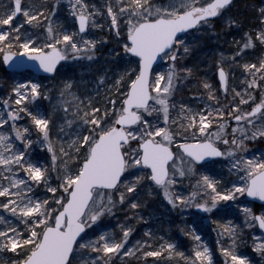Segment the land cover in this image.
<instances>
[{"label": "snow or ice", "instance_id": "1", "mask_svg": "<svg viewBox=\"0 0 264 264\" xmlns=\"http://www.w3.org/2000/svg\"><path fill=\"white\" fill-rule=\"evenodd\" d=\"M59 5L56 0V6L47 9L27 0H8L0 9L3 62L21 70L24 62L13 58L25 55L45 72L63 75L57 106L68 118L60 130L75 126L70 142L54 143L52 117L33 106L41 97H53L34 80L17 83L11 89L14 96L0 97V209L11 216L0 214V264H110L113 256L137 253L145 264L148 257L162 255L183 258L186 264H214L213 251L201 240L195 223L186 233L198 242L192 255L177 251L164 237L154 246L151 229L145 230L147 238L127 247L135 232L130 220L146 221L137 211L147 207L143 194L162 196L173 209L194 207L212 215L229 214L222 201L238 202L245 227L264 230V210L255 212L239 201L244 196L264 201V151H248L249 141L264 139V56L240 65L243 87L232 89L231 100L225 95L226 104H220L215 86L207 81L202 85L206 92L193 95H206L213 104L204 102L201 108L174 103L180 73L186 74L183 79L193 74L192 67H177L179 57L191 54L189 30L210 26L232 0H104L102 7L89 0H68L77 24L73 30L54 24ZM98 16H107L109 29L120 41L122 52L113 48L112 56L123 55L126 61L122 71L109 76L106 70L89 81L83 78L85 70L77 78L66 62H94L97 40L89 33L103 27ZM259 21L239 40L233 37V63L248 50L264 48V7ZM25 22L43 32L26 30ZM227 23L240 29L237 19L229 17ZM224 59L221 52L219 81L227 94ZM157 61H168L166 70H159ZM89 83L97 95L104 87L102 105L87 94ZM21 113L31 117L42 134L37 141L50 152L49 163L30 158L35 141L29 126L17 124ZM221 157L228 159L236 177L227 186L213 174ZM193 177L194 190L185 195L178 186ZM38 187L43 195H36ZM125 205L130 215L120 222L117 236L105 221ZM240 231L231 221L218 229L228 238L227 246L217 241L224 264H252L238 250ZM253 248L264 255V235L253 234Z\"/></svg>", "mask_w": 264, "mask_h": 264}, {"label": "rangeland", "instance_id": "2", "mask_svg": "<svg viewBox=\"0 0 264 264\" xmlns=\"http://www.w3.org/2000/svg\"><path fill=\"white\" fill-rule=\"evenodd\" d=\"M47 3L43 4V6L47 9H50L54 6H56V0H46ZM29 3V0H27ZM40 2V0H38ZM36 2V5L37 3ZM90 3L96 4L98 7H102L104 4V0H89ZM8 0H0V9H3L7 6ZM30 4V3H29ZM261 7H264V0H252L251 8L256 11V22L254 25L256 26L260 23L259 21V9ZM51 13H47L46 15H50ZM232 17L230 13L227 12L222 16L217 18L219 20L218 22L211 23L210 26H205L200 30L197 31H191L189 32L188 36V42L192 48L196 45H194V42L197 38H200L202 35V32L207 31L209 34L213 35V29L215 28V25L217 23H220L223 21L224 29L229 31H238L235 25L229 26L227 21L228 18ZM233 18V17H232ZM23 20V18H20ZM54 24L58 26H62L65 29L73 30L76 28L75 20L73 16L71 15V9L68 6V0H60V5L56 10L55 16L53 17ZM97 22L102 24V28H92L90 30V36L93 39L97 40V48H96V55L94 62H90L84 59L78 60L75 63L69 61L66 62V67L70 66L76 73L77 78L80 77L82 69L84 71L83 78L85 80L94 81L95 78L103 73L106 70L108 71V75L112 76L114 72L122 71L125 67V61L126 57L121 56V58H116L112 56V49L116 48L117 51L122 52V49L120 47V41L116 37L115 31L109 29V19L107 16H98ZM31 25H28L25 22V29L30 31ZM29 29H28V28ZM250 27V26H249ZM43 28H37L36 32L39 34L43 32L41 30ZM123 29V26H122ZM33 31V27L31 29ZM240 35V34H239ZM107 37V39H104ZM233 37H230V46H222L218 43H215L214 46L211 47V53L208 55L207 62L203 66L202 76L199 80L200 83H198L196 76H189L186 80H191L190 82L193 84H196L197 90L201 93L206 92V90L203 88V82L207 81L213 84L217 90L219 102L222 104H226L228 101L224 102L223 99V93L220 91L218 82L216 80V69L219 67L217 61L220 60V53L223 52L225 54L224 59V68L226 72L228 73V80H229V86L230 90L228 94H230V100L232 98L233 88H239L243 87L242 81H243V69L240 67L241 64H243L245 61L249 60H255L260 56H264V48L257 47L255 50H248L247 55L243 56L239 59V63H233L231 60V53L233 50H235L236 45L233 42ZM237 40L240 39V36L235 37ZM2 54H0V97L7 98L9 95L14 96V94L11 92V89L17 84L22 83L25 80H34L41 84V87L44 91L49 92L50 95H52L53 99L49 101L45 97H41L38 99L34 107H39L40 111L42 113H47L52 117L53 123L51 124V131L50 135L53 138L54 143L58 145L59 140H63L65 142H70L71 135L70 133L74 130L75 126H72V128L64 127V130L61 131V124L63 123L64 119H67L68 117H64V114L62 110L57 106V98L58 93L60 90V87L57 89L52 88L50 85L51 78L45 77V81L41 82L38 78L34 77L33 75H29L28 72L22 73L19 75L12 74L11 77L5 76V68L2 63ZM187 56H181L178 58V64L177 67L180 68L182 62L185 61ZM168 61H162L159 65V70H166ZM134 67V65H132ZM214 70V71H213ZM214 72V74L212 73ZM234 73V75H233ZM186 76L185 73H180V75ZM64 77V76H63ZM59 83V82H58ZM111 83V80L109 81ZM181 82L177 85L180 86ZM94 84L89 83L88 84V95L92 96L94 100H96L101 105L104 103V97L106 95L104 87L101 86L99 88V95L96 94L95 91H93ZM7 89V93H5V90ZM10 89V90H9ZM55 90V91H54ZM4 91V93H2ZM81 91H83V88H81ZM259 91L257 90V95H259ZM194 101H188L185 99H182L180 96L178 99H174V103L176 105L180 104H189L190 106L196 107H203L204 102H207L209 104L214 103L213 101L209 100L208 97L205 95L203 98H200L198 95H195ZM181 98V99H179ZM3 105H0V108H3ZM12 107L15 108L16 105L12 104ZM25 116V113H21L20 118L17 121V124L19 126H29L31 128L30 136L35 141L31 148L29 149L30 158L33 161H40L44 163H49L51 159V154L47 150L45 146H42L41 143L37 141V137L40 139H43L42 134L39 133V131L35 128L34 125H32L31 117H29V122H24L21 119ZM28 123V124H27ZM231 131V129H229ZM59 138V139H58ZM20 143V142H18ZM248 151L249 152H255L260 153L261 151H264V139L257 138L256 140L249 141L248 142ZM243 155V153H242ZM214 172L213 174L216 176L218 180H222L224 182V185L227 186V182L229 180H234L235 174L230 173L229 170V161L227 158H219L217 160V163L213 166ZM194 183H195V177L191 179V183L189 182V179L185 178L183 183L180 184L179 190L183 192L185 195H187L188 192L194 190ZM44 189L42 187H38L36 190V195H43ZM145 196H148L145 194ZM150 197V196H149ZM163 202H165L169 206V211H173L178 213L177 215V222L174 224L169 221V219H165L163 216V220H165L164 224H161V221L157 216H154V214H150L148 219L152 217L157 223H149V226H147V229H151L156 237L155 244L161 243L162 241L159 239V237H164L165 241H171L174 242L177 245V251H184L186 255H192L193 253V245L198 243L197 241H194L191 236L187 235L186 233L190 230L191 226L195 223L197 232L201 236V240L204 241L213 251V257H214V264H224V258L223 254L220 252V243H224L225 246H227L228 238L222 235L218 234V229H220L225 221H231L237 225H240V236L237 241V247L238 250L243 252L245 255H247L251 260L252 264H264V255H261V253L255 251L253 248V234L255 235H262L257 229L255 228H247L244 224V212L243 209L238 207V202H232V201H222L221 204H227L229 207V214L224 215L221 213H216L215 215L212 214H205L200 213L195 208H186L184 210L179 209H173L171 208V205L163 199L161 196ZM3 199V198H0ZM239 201H244L246 204H248L250 207H252L253 211L259 212L261 210H264L263 205H254L252 202L248 201L245 196L239 197ZM0 214H4L6 218L11 219L10 214H7L3 209H0ZM203 218L201 222V218ZM110 218H106V223H109ZM174 219V217L172 218ZM216 221H219L220 223H216ZM183 229V230H182ZM182 239H181V238ZM187 237L189 240H187ZM217 241H220L218 243ZM135 241L129 242L127 247H131L132 244H134ZM10 255V254H5ZM114 258H116L118 261H121V259H124L125 261H131L134 264H145V258L140 255V253H137L135 256H129V257H123V256H113L112 260L110 261V264H114ZM147 264H186V262L183 260V258L180 257H173L168 258L166 255H162L160 257H148L147 258Z\"/></svg>", "mask_w": 264, "mask_h": 264}, {"label": "trees", "instance_id": "3", "mask_svg": "<svg viewBox=\"0 0 264 264\" xmlns=\"http://www.w3.org/2000/svg\"><path fill=\"white\" fill-rule=\"evenodd\" d=\"M36 2H38V0H29V3L33 4V5H36ZM45 3H47L46 0H40V2L37 3V6L43 5ZM251 4H252V0H233L231 7L228 8V12L230 13V15L234 19H237L240 21L241 26H240V29L238 31H232L231 30V31L227 32V30L224 29L225 27L223 26V24H222L223 21H222L220 23H217V25H215V28L213 29V35L209 34L207 31H204V32H202L201 37L197 38L195 40L194 45L195 44L196 45L192 48L191 54L187 55V58L185 59V61L182 62L181 67H183V66L192 67L193 68L192 76L194 77L198 74V76H196L198 83H200L199 80L202 76L203 66L207 62L208 55L211 54V53H209L211 51V47L214 46L215 43H218L222 46H230V37L241 36V33L243 31H247L249 26L255 24V22H256V11L251 8ZM218 21L219 20H217V18H215L212 21V23H215ZM31 29H32V27L30 28V31H31ZM41 30H43V29H41ZM33 31H36V29H33ZM212 73L214 74V72H212ZM5 76L11 77L12 74L5 71ZM182 76L183 75L181 74V78H182ZM63 79H64L63 75H54L53 77H51L50 85L52 86V88L57 89L61 86L60 83H58V82L63 80ZM39 80L41 82H43L46 79L41 77V78H39ZM190 81L191 80H186L183 78L181 79L180 86H178L176 88L174 99H178V97L180 96L182 99H185V100L188 99V101H194L195 100V97H194L195 95H193V94L194 93L198 94L201 92H199L197 90L196 84H193ZM2 93H4V91ZM5 93H7V89L5 90ZM225 95H227L228 100H230V94L223 93V97H225ZM181 98H179V99H181ZM223 101L226 102L227 100L223 99ZM222 103H220V104H222ZM21 120L24 121L25 123L30 121L27 114H25V116ZM141 200L147 201V207H144L142 209H138L137 211L139 212L140 215H142L146 218V221H139L138 222L135 219L130 220V222L135 227V232L130 237L129 242L136 241L137 239H141V238H147V237H145V230L147 229V226H149V223L150 224L151 223H155V224L157 223V221H155L152 217H150L148 219L147 216H149L150 214L151 215L154 214V216H157L158 218H156V219H159L161 221V224H164V222H165V220H163V216L165 217V219H169V221L172 222L173 224H174V222L175 223L177 222L176 218H177L178 213L173 212V211L170 212L168 210L169 206L165 202H163L161 196L149 197V196H145V194H143L141 196ZM129 215H130V211L128 210L127 205H125L123 208L118 207L116 210L115 216L109 220V223H107L108 227L114 229L115 232L117 233V236H119L120 235L119 224H120V222H122L124 220L125 216H129ZM173 217H174V219H172ZM147 222H149V223H147ZM185 238H187V237H185ZM187 240H189V239L187 238ZM114 264H134V263H132L131 261H125L124 259H121V261H118L116 258H114Z\"/></svg>", "mask_w": 264, "mask_h": 264}, {"label": "water", "instance_id": "4", "mask_svg": "<svg viewBox=\"0 0 264 264\" xmlns=\"http://www.w3.org/2000/svg\"><path fill=\"white\" fill-rule=\"evenodd\" d=\"M76 22V21H75ZM76 27H77V24H76ZM191 31V30H189ZM14 61H23L24 63L22 64V69L21 70H17L15 69L14 67H10V65L8 64H4L6 70L10 71V72H14L16 74H21L23 72H31L35 77H41V76H45V77H51V76H54V74H50V73H47L45 72L43 69L39 68L38 67V62L37 61H33V60H30L27 56L25 55H19L18 57H14L13 58ZM3 61V60H2ZM161 61H157V64H160ZM216 79L219 83V86H220V89L221 91H223V87L219 81V72H218V69L216 70ZM224 92V91H223ZM218 159V158H216ZM246 198L250 201H253L257 204H262L264 205V201H261L259 200V198H253V197H247ZM198 210V209H196ZM199 212H201L200 210H198ZM263 235H264V230H259Z\"/></svg>", "mask_w": 264, "mask_h": 264}]
</instances>
